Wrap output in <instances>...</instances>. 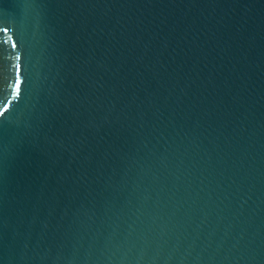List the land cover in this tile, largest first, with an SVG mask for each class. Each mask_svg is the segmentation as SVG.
<instances>
[{"label": "water", "instance_id": "95a60500", "mask_svg": "<svg viewBox=\"0 0 264 264\" xmlns=\"http://www.w3.org/2000/svg\"><path fill=\"white\" fill-rule=\"evenodd\" d=\"M0 264H264V0H0Z\"/></svg>", "mask_w": 264, "mask_h": 264}, {"label": "snow or ice", "instance_id": "6c2138e0", "mask_svg": "<svg viewBox=\"0 0 264 264\" xmlns=\"http://www.w3.org/2000/svg\"><path fill=\"white\" fill-rule=\"evenodd\" d=\"M2 30H3L4 32H7V31H8L7 27H4Z\"/></svg>", "mask_w": 264, "mask_h": 264}]
</instances>
